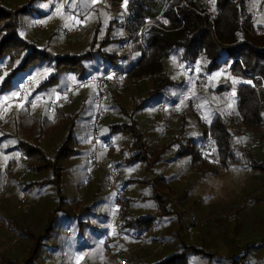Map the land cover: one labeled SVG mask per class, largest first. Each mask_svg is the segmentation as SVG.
I'll return each mask as SVG.
<instances>
[{"label": "rangeland", "instance_id": "obj_1", "mask_svg": "<svg viewBox=\"0 0 264 264\" xmlns=\"http://www.w3.org/2000/svg\"><path fill=\"white\" fill-rule=\"evenodd\" d=\"M0 6L11 11L26 9L16 14L19 37L28 45L47 50L54 57L68 53L86 55L90 50L104 51L105 40L119 35L114 21L122 22L125 14V5L117 7V10L112 9L110 0H0ZM155 20H159V17L157 16ZM160 22L167 24L163 20ZM147 23L150 24L151 21ZM75 27H79L75 36L66 38L62 35L63 30L71 31ZM107 47L106 51H116L122 56L125 54L123 49L119 50L116 46ZM98 61L93 57L81 59L82 74L96 77L97 70L100 69ZM45 62L37 72L29 76L36 87L52 73V69L47 67L49 59ZM188 67L186 69H191V74L199 71L197 62ZM169 68V70L174 69ZM78 77L77 73L65 74L62 83L57 85L61 87L63 83H77ZM142 82L143 80L138 86H144ZM36 87L35 90H38ZM114 90L115 84L108 86L107 116L99 129L100 136L110 139L113 148L101 151L100 161L104 166L108 165L101 159L102 154L106 153L114 161H119L121 173L123 172L127 177L131 172L142 173L147 166L145 163L138 161L130 165L129 162L124 164L120 162L124 160L120 157L123 155L127 158L138 140L143 146L146 145L145 148L148 146L146 150L150 151V157L155 156V161L148 172L149 176L153 177V183L145 188L147 193L145 198L139 192L140 185L134 187L132 192L127 189L125 196L129 197L131 206L139 207L143 201L153 206L152 193L155 189L164 192L162 187L166 189L164 195L169 202L177 204L171 213H167L166 210L163 212L162 216H171V219L163 221L161 225L153 223L151 226L157 228H152L153 233H149V237L153 234L157 235V232H160L159 235L162 233L170 237L166 247L162 246L163 241L159 242L154 255L162 251H167L171 255L181 253L182 264H264V151H256L260 146H264V138L246 132L247 149L252 151V154L239 150L242 154L240 158L239 151L230 155L231 148H226L221 157L219 159L217 157L218 161L198 154V160L194 163L190 154L178 155L179 150L187 148V140H192V150H197L202 143L201 131L194 116L187 117V125L181 133L182 117L173 116L169 119L170 108H166L164 114H160L156 108L157 100H152L144 110L136 111L134 101L140 103V100H146L150 95L148 92L145 94L141 87L140 91L125 94L117 100L126 112V115L122 112L119 116L111 108V105L115 104L110 98ZM119 90H122V87ZM195 92L192 81L189 103H185V105L189 104L191 111L192 107L200 108L193 102ZM93 95V87L85 86L75 93L70 107L62 106L65 108L63 112L68 115L62 127L54 125L48 128L47 125H51L48 121L43 124V129L49 133L58 131L57 128L60 127L56 139L54 135L52 140L47 139L48 142L44 140L46 142L44 144L42 141L44 147H41L45 156L53 159L56 157L55 149L60 148L64 143V140L60 142L61 138L65 140L70 138L71 152L60 162L62 170L58 178L56 170L48 168L35 171L32 165L27 164L24 180L27 178L25 183L29 182L26 192L28 200L32 202V208L27 214H22L17 209V203L22 197L20 187L24 185L19 182H16V185V175L13 171L7 173L6 167L12 161L18 160L21 155L20 150L14 149L17 138L34 142L35 145L40 141L41 137L36 134L37 131L42 133L39 128L36 129L38 119L54 115V111L47 109L51 95L44 93L42 96H36L30 104L34 115L33 123L31 119H27L25 129L19 131H15V124L11 123L9 128L11 138L0 140V192H3V198H0V264H88L92 256L100 257L103 253V246L99 244L102 242L99 239L102 237L100 231L106 229L109 238L116 241L113 217L115 208L111 205L109 191L103 189L99 194L94 195L90 189L78 188L82 169L88 160L87 138L90 134V117L94 111ZM14 96V91L8 95H0V107ZM225 99L227 102L228 96H225ZM26 105L24 103L21 107L10 104L7 109L1 108L0 112L13 109L14 113L10 115H16L15 112L25 108ZM231 105L232 102H229L226 106ZM199 112L192 111L197 116L200 115ZM200 113L204 118L206 117L204 113ZM165 119L169 123V132L162 136L161 127L165 124ZM117 125L122 130L111 129ZM130 127H134L135 134ZM40 128L42 129L41 125ZM177 130L179 134L175 135ZM241 131L238 135L242 133ZM1 137L3 136L0 135ZM178 137L181 139L174 142ZM232 139L234 140L235 136ZM257 139L260 140L261 145L256 149L252 148ZM229 160H234L233 166L225 165L227 162L230 164ZM32 163L35 164L34 159ZM114 165L113 163L112 166ZM5 173L8 176L6 180L3 179ZM96 174H102V171ZM162 176L164 178H160ZM154 185L161 188H155ZM92 200L99 203L98 205H103L99 211L101 218L95 220L89 217L90 224L85 220L86 225L89 224L91 228L97 229L95 237L89 229L77 228L78 221L81 220L80 218L83 219L81 215L74 218L67 212L78 207L76 201L80 202L82 206L80 205L79 208L83 210V207L89 205ZM133 201L139 204L132 205ZM150 212L146 208H139L135 211V215H146ZM65 216L71 223L68 224L64 219ZM104 218H107V221H104ZM191 218H194V222ZM63 221V225L75 224V227L71 229L65 227L62 230L60 222ZM188 228L194 231L192 239L188 237ZM68 230L74 239L66 237ZM76 232L86 239V243L91 245L96 253L89 255L86 248L77 243L80 236L77 237ZM162 238L164 240L163 236ZM113 252H110L108 257L112 258L110 264H114ZM144 253L150 255L149 251ZM99 261L102 264V260Z\"/></svg>", "mask_w": 264, "mask_h": 264}, {"label": "trees", "instance_id": "obj_2", "mask_svg": "<svg viewBox=\"0 0 264 264\" xmlns=\"http://www.w3.org/2000/svg\"><path fill=\"white\" fill-rule=\"evenodd\" d=\"M110 1L112 9L117 10V7L125 5V14L122 22L114 21L119 35L105 40L104 51L108 49L107 46H116L119 50H124L123 56L116 51L104 52L99 49L97 52L90 50L91 53L86 55L68 53L54 57L47 50L28 45L19 37L16 14L26 9L11 11L0 6V95H8L13 91L16 93L23 80L37 72L47 59V67L52 69V73L39 83L37 89L69 88L73 84L63 83L59 86L62 77L65 74L77 73L78 82L91 77L82 74L81 59L93 57L100 63L96 77L110 69L114 70L111 84H115V90L110 98L116 105H111V108L119 116L122 112L126 115L117 101L123 95L138 91L141 87L145 94L148 92L150 95L148 99L140 100V103L133 99L135 110H144L152 100H157V107L160 102H167L173 93L182 87L183 75L179 69L189 68V65L197 62L199 71L191 74V79L195 77L192 81L196 89L193 102L199 105L200 112L204 113L208 124L204 126L198 121V116L192 113L189 104L182 105L179 115L170 110L169 119L173 116L182 117V133L187 125V117L194 116L201 131V145L204 143L207 129H210L218 159L226 148H231L230 155L239 150L252 154L253 152L247 149L245 133L250 132L256 137L264 138V0H126V3L125 0ZM157 16L159 20H155ZM160 20L167 21V24ZM148 21L151 23L148 24ZM169 67L174 68L171 69L172 72H168ZM139 79L143 80L144 86L132 82ZM121 87L122 90H119ZM225 96L229 98L227 102ZM94 97L95 94L93 101ZM229 102H232L230 107L226 106ZM26 104L25 108L15 112L16 115H10L14 113L13 109L0 112V135L3 136L0 140L11 138V123L15 124V131H19L25 129L27 119L32 120L33 110L29 103ZM64 109L58 106L53 112L54 115H50L55 121L54 125H63L68 117L63 112ZM51 119L39 118V125L47 121L52 123ZM165 124L168 127L167 120ZM111 129L122 130L118 125ZM130 129L135 134L134 127ZM240 130L242 133L238 135ZM38 134L41 136V132ZM178 134L177 130L175 135ZM178 139L181 137L176 138L174 142ZM191 142L192 140H187V148L181 149L182 152L178 155L190 154L193 160L197 161L198 154H201V145L197 150H192ZM14 144V149L20 150L19 152L27 158L26 166L32 165L35 171L48 168L56 170L57 178L62 170L60 162L71 152L70 138L64 139L63 145L55 150L57 155L54 159L44 156L39 142L36 146L34 142H27L20 137ZM259 150L264 151V146H260L256 151ZM240 151L239 157L242 158ZM16 163L17 160L12 161L6 167V172H12ZM229 163L225 165L233 166L234 160H229ZM26 180L23 178L20 182L25 190L29 185L25 183ZM148 223L127 221L125 213L123 228L141 229ZM182 262L180 253L156 264Z\"/></svg>", "mask_w": 264, "mask_h": 264}, {"label": "built area", "instance_id": "obj_3", "mask_svg": "<svg viewBox=\"0 0 264 264\" xmlns=\"http://www.w3.org/2000/svg\"><path fill=\"white\" fill-rule=\"evenodd\" d=\"M79 31V27H75L73 30H63L62 35L64 37H73ZM130 58H128L127 63H129ZM183 75V85L181 88L176 90L171 98L167 102H160L157 105V111L160 114H164L166 108H170L175 115L180 114V108L183 104L189 103L190 90L192 89V79H191V69H179ZM168 72H172L168 70ZM114 70L110 69L106 73H102L97 77H91L83 79L77 83H74L69 88L64 90H59L57 88H49L48 90L41 89L35 90V84L30 79L26 77L23 82L18 87L15 96L8 100L2 106V110L7 109L10 104L21 105L23 98L27 97V103L31 104L33 99L36 96H42L44 93L51 95V101L47 104V109L54 111L57 108V103L60 106L70 107L73 102L74 95L77 91L81 90L85 86H92L94 89V112L90 122V134H89V146L90 152L88 155V169L85 174V177L82 181L81 187L83 189H88L90 185L94 182V174L99 171H102L104 176L105 186L110 193L111 201L113 204L114 210V234L119 237L127 236L132 239L142 240L141 235L129 234L123 228V220L127 210L125 195L127 192V186H124L121 183V171L118 167L112 165L104 166L99 159V153L101 151H108L113 148V144L110 139L102 138L99 133L100 125L107 116L106 109V98L108 92V86L113 81ZM142 79L133 80V83H139ZM37 89V87H36ZM57 99V100H55ZM193 113H198L199 109L192 107ZM198 119L200 123L204 126H207V119L202 116L199 112ZM168 133V127L166 124L161 127V135L165 136ZM261 145L260 140H255V143L252 145V148H258ZM200 152L203 156H209L212 160H217L215 154V144L212 137L210 129H207L204 143L200 147ZM16 175V182L20 183L27 172L26 168V158L24 155H20L15 168L13 170ZM3 179H8L7 174L3 175ZM264 189V186H263ZM22 192V197L17 203V209L21 211L22 214H27L32 208V202L28 200L27 192L24 188L20 189ZM0 198H3V192H0ZM194 222V218H191ZM194 231L192 229H187V234L189 239H192ZM118 255V264H132L129 256H125L121 251L117 252Z\"/></svg>", "mask_w": 264, "mask_h": 264}, {"label": "crops", "instance_id": "obj_4", "mask_svg": "<svg viewBox=\"0 0 264 264\" xmlns=\"http://www.w3.org/2000/svg\"><path fill=\"white\" fill-rule=\"evenodd\" d=\"M167 70H169V69H167ZM59 90H64V89H59ZM58 106H60V105H58ZM92 116H93V113L90 117V122H91ZM51 118L52 117L49 116L48 118H43V119L48 120ZM31 121H33V120H31ZM51 121H52V123H50L51 125H47L48 128L54 127L55 121H53L52 119H51ZM41 126L43 128V125H41ZM60 127H62V126L60 125ZM60 127L57 128L58 131H59ZM38 128L41 129L39 122H38L36 129L38 130ZM34 131H36V130H34ZM58 131H56V132L52 131L50 133L47 131H43L41 133V136H40L41 139L39 141V145L44 147L43 144L48 142L46 140L47 139L52 140L53 139L52 136H54V135H55L54 139H56ZM36 134H38V131ZM88 138H89V135H88ZM88 138H87V144H88V148L90 150ZM63 140H64V138H61L60 142H63ZM42 141H43V144H42ZM136 142L137 143L135 145H133L134 147L132 149V152L128 154L127 158H126V156L124 157L122 155L120 157V159L121 160L124 159V160L120 161V162L123 164L129 162L130 165L133 162H138V161L143 162L147 165L146 169L142 173L131 172V173H129L128 177L126 175H124V173L122 172L120 181H122L121 183L124 186H127V188L129 189L130 192L133 191L134 187H138L140 185L141 188L139 189V192L141 193V195L143 194V197L145 198V196H146L145 194H147L145 191V188L147 187V185L149 186V184L153 183V177H150L148 172H149V168H150L151 164L153 163V161H155L154 160L155 156L150 157V155H149L150 151L146 150L148 148V146L145 148L146 145L143 146L142 145L143 143L138 142V140ZM69 148H71V146ZM41 149H42V147H41ZM89 150L87 152V159H88V155L90 152ZM42 151H43V149H42ZM181 152H182V150L181 151L179 150L178 154ZM43 154L45 156L44 151H43ZM102 155H103V158H101V159L105 160L108 165H113V163H114L115 164L114 166L118 167L120 169V165L118 164L119 161H114L112 159V157L107 155L106 153H103ZM193 162L195 163L196 160H194ZM88 163L89 162L87 160L86 166L82 169L81 177H80L81 181L78 184L79 189H83L81 187V184H82V181H83L85 174L87 172ZM120 171H122V169H120ZM160 178H164V176H162ZM15 183H16V179H15ZM16 185H17V183H16ZM91 186L93 188H91ZM154 186H155V188H161L160 186L157 187V185H154ZM21 188H23V187H20V189ZM88 189H90V191H93L94 195L99 194L103 189H107L105 186L103 174H96V176L94 178V182L90 185V187ZM161 189H164V192H166L165 188L162 187ZM83 190H86V189H83ZM164 192L163 191L159 192L158 190L155 189L152 193L153 200H154L153 206L150 203H148V202L145 203L143 201V202H141L140 206L136 207V208H133L131 206V201H130L129 197L126 196L125 200H126V207H127V210H126L127 221H132V222H134V221H146L147 222L148 221L149 223H148V225L144 226L141 229H134L132 227H129L125 231L129 234L141 235L142 240H139V239L135 240V239H132V238L127 237V236H123V237L117 236V239L115 241V240L109 238L108 233H107L108 231L106 229H104V230L100 231V233H102V237H99L100 241H102L99 244H101L103 246V250H102L103 253L100 255V257L99 256H92L91 257L92 260L88 264H100L99 260H102V264H110L109 262L112 261V258H111V256H110V258H108V257H109L110 252H112V251H114L113 252L114 264H118V255H117L118 251H121L125 256H129L132 264H156L162 260H165L166 258H168V256H172L167 251H162L160 254L156 253L154 255L155 251L158 249L159 242L163 241L162 246L166 247L168 245L166 242L170 237H166V235L164 236V235H162V233H161V235H159L160 232L159 233L157 232L158 236L156 234H153L152 236L149 237V233H153V232H151V230L157 228V226L156 227L154 226V228L151 227L153 223H157V224L161 225L163 223V221H167V219L172 218L171 216H162L164 210H166L167 213H171L172 212L171 210H174V207L177 206V204L169 202V199L165 197ZM109 198H110L111 205L113 206L112 201H111V196ZM76 202H77L78 207L76 209H73V210H68L67 212L69 214H71L70 216H73L74 218L79 217V215H81L83 217V219L80 218L81 220L78 221V223H77L78 227L77 228L79 230H82L83 228L89 229L90 232L94 233L93 237H95L96 236L95 231H97V229L91 228V226L89 225L90 224L89 217H91L92 219L95 218V220H96V218H101L99 211H100V208L103 207V205L102 204L98 205L99 203L92 200V201H90L89 205H86L85 207H83V210H81L79 208V206L81 205L80 202H78V201H76ZM133 204L134 205L139 204V202L133 201L132 205ZM139 208H146L147 210H149L151 212L146 214V215H135V211ZM157 215H159L160 217H157ZM64 219L66 221H68V224L71 223V221L67 219V216H65ZM85 220L89 224L86 225ZM64 221L60 222V227L62 230L65 229V227H66V229H71V228L75 227V224L72 226L63 225ZM104 221H107V218H104ZM61 225L64 227H62ZM79 234L80 233L78 232L77 237L80 236V239L77 240V243L79 245H82L83 248H86L85 250H87L89 252V255L96 253L95 249H93V247L91 245L86 243L87 242L86 239L83 238ZM162 236L164 237V240H163ZM66 237L68 239H70V238L74 239L73 235L69 234V230L67 231ZM91 238H92V236H91ZM156 245H157V247H156ZM147 251L150 252V255H146L144 253Z\"/></svg>", "mask_w": 264, "mask_h": 264}, {"label": "snow or ice", "instance_id": "obj_5", "mask_svg": "<svg viewBox=\"0 0 264 264\" xmlns=\"http://www.w3.org/2000/svg\"><path fill=\"white\" fill-rule=\"evenodd\" d=\"M125 3H126V0H125ZM167 22V21H165ZM27 97L23 98V100L21 101V107L23 106L24 103H27ZM33 106H35V104H33Z\"/></svg>", "mask_w": 264, "mask_h": 264}]
</instances>
